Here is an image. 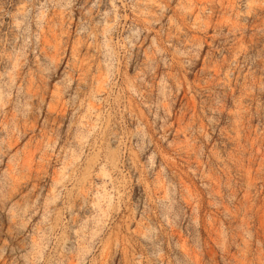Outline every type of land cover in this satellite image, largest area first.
<instances>
[{
  "label": "rangeland",
  "instance_id": "1",
  "mask_svg": "<svg viewBox=\"0 0 264 264\" xmlns=\"http://www.w3.org/2000/svg\"><path fill=\"white\" fill-rule=\"evenodd\" d=\"M0 264H264V0H0Z\"/></svg>",
  "mask_w": 264,
  "mask_h": 264
}]
</instances>
